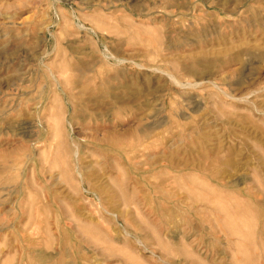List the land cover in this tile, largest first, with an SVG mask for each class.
<instances>
[{"label": "rangeland", "instance_id": "obj_1", "mask_svg": "<svg viewBox=\"0 0 264 264\" xmlns=\"http://www.w3.org/2000/svg\"><path fill=\"white\" fill-rule=\"evenodd\" d=\"M258 253L264 0H0V264Z\"/></svg>", "mask_w": 264, "mask_h": 264}, {"label": "bare ground", "instance_id": "obj_2", "mask_svg": "<svg viewBox=\"0 0 264 264\" xmlns=\"http://www.w3.org/2000/svg\"><path fill=\"white\" fill-rule=\"evenodd\" d=\"M257 22H258V21H257ZM262 22H263V21H262ZM254 25H255V24H254ZM251 26H252V25H251ZM244 53H245V52H244ZM254 54H257V53H254ZM259 55H260V54H259ZM250 60H251V59H250ZM233 61H235V60H233ZM235 62H236V61H235ZM248 62H249V61H248ZM243 65H244V64H243ZM204 71H205V70H204ZM118 107H120V106H118ZM121 107H122V106H121ZM120 109H121V108H120ZM122 110H123V109H122ZM113 112H114V111H113ZM116 112H117V111H116ZM122 112H123V111H122ZM118 114H119V113H118ZM23 132H24V131H23ZM23 132H22V133H23ZM27 136H28V135H27ZM214 204H215V203H214ZM262 236H263L262 233H261L260 235H256V234H254L253 237H252V239L261 242V241L263 240V237H262ZM251 242H252V241H251ZM211 246H212V245H211ZM252 246H253V245H252ZM255 259H256V260H255V263H254V261H253L254 264H258V263H261V262L264 261V260H263L264 258H263V256H262L260 253H258V254L255 255Z\"/></svg>", "mask_w": 264, "mask_h": 264}]
</instances>
